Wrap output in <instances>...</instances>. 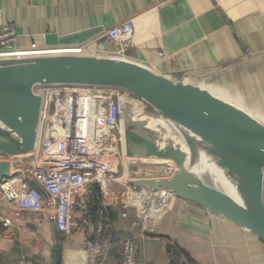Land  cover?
Wrapping results in <instances>:
<instances>
[{
    "label": "crops",
    "instance_id": "0c3cea01",
    "mask_svg": "<svg viewBox=\"0 0 264 264\" xmlns=\"http://www.w3.org/2000/svg\"><path fill=\"white\" fill-rule=\"evenodd\" d=\"M126 19L134 23L131 37L109 39L107 28ZM5 21L15 23L18 47L36 42L46 48L38 54L87 47L128 57L264 126V0H0ZM160 213L145 226L135 214H115L108 264H119L120 240L131 224L139 264H170L173 246L187 264H264V239L195 202L175 195ZM14 219L0 234V264H95L84 232L66 239L50 212L24 210Z\"/></svg>",
    "mask_w": 264,
    "mask_h": 264
},
{
    "label": "water",
    "instance_id": "95a60500",
    "mask_svg": "<svg viewBox=\"0 0 264 264\" xmlns=\"http://www.w3.org/2000/svg\"><path fill=\"white\" fill-rule=\"evenodd\" d=\"M48 83L118 87L144 99L148 108L123 116L130 183L173 192L264 239V126L128 57L77 50L1 56L0 181L32 159L44 104L37 86ZM140 115L162 116L185 128L218 162L232 191L204 180L175 142L161 148Z\"/></svg>",
    "mask_w": 264,
    "mask_h": 264
},
{
    "label": "built area",
    "instance_id": "2783aa9c",
    "mask_svg": "<svg viewBox=\"0 0 264 264\" xmlns=\"http://www.w3.org/2000/svg\"><path fill=\"white\" fill-rule=\"evenodd\" d=\"M133 31L132 19H126L107 28L106 34L112 41H126ZM17 37L14 22L0 24V57L46 49L36 42L18 47ZM72 49L91 52L87 47ZM37 89L44 97L38 142L32 159L0 181V234L24 210H46L66 239L82 230L84 250L95 264H108L117 237L111 209L123 219L132 211L145 226L151 218L158 220L169 198L176 195L129 181L124 112H141L149 104L118 87L48 83ZM137 239V227L131 224L121 240L119 264H139ZM171 249L170 264H187L183 253Z\"/></svg>",
    "mask_w": 264,
    "mask_h": 264
},
{
    "label": "bare ground",
    "instance_id": "6f19581e",
    "mask_svg": "<svg viewBox=\"0 0 264 264\" xmlns=\"http://www.w3.org/2000/svg\"><path fill=\"white\" fill-rule=\"evenodd\" d=\"M143 116L145 115H140V118H143ZM148 126L161 130L165 137H171L180 144L177 146L185 151L187 157L194 163L199 175L204 180L232 191L225 172L219 166L218 162L185 128L174 121L163 119L162 116H153L149 120ZM165 145L166 141L161 142L160 146L163 148Z\"/></svg>",
    "mask_w": 264,
    "mask_h": 264
},
{
    "label": "rangeland",
    "instance_id": "374dc122",
    "mask_svg": "<svg viewBox=\"0 0 264 264\" xmlns=\"http://www.w3.org/2000/svg\"><path fill=\"white\" fill-rule=\"evenodd\" d=\"M150 110H151V112H153V113H158L157 111H156V109L154 108V107H152V108H150ZM153 117V115H145V116H143V118H140V120H142V119H146L147 120V122H149V120L151 119ZM147 131H148V133H150V136L152 137V138H154L155 140H158V141H160V142H162V141H166L167 143H176V145H180V144H178L173 138H171V137H167V138H165L164 137V134H163V132L161 131V130H157V129H152V128H150V129H147ZM184 148H187V147H184ZM186 150H188V149H186Z\"/></svg>",
    "mask_w": 264,
    "mask_h": 264
},
{
    "label": "trees",
    "instance_id": "16d2710c",
    "mask_svg": "<svg viewBox=\"0 0 264 264\" xmlns=\"http://www.w3.org/2000/svg\"><path fill=\"white\" fill-rule=\"evenodd\" d=\"M115 214H118V215H119V211H118L117 209H113V208H112V209H111V216H112V218H114V219H115V217H116ZM133 214H134V213L131 211L130 214H129V216H132V217H133ZM124 233H125V232H124ZM124 233H123V235H124ZM123 235H122V237H123ZM121 240H122V238H121ZM121 240H120V241H121ZM169 248H170V247H169ZM172 248H176V249L178 250L177 246H173ZM171 250H172V249H171ZM177 250H176V251H177ZM179 252H180V251H179Z\"/></svg>",
    "mask_w": 264,
    "mask_h": 264
}]
</instances>
